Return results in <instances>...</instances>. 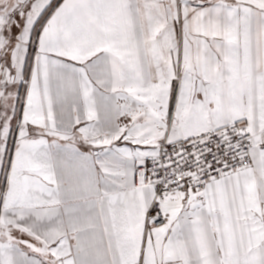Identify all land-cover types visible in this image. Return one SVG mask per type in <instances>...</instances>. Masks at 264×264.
Instances as JSON below:
<instances>
[{"label":"snow or ice","instance_id":"6c2138e0","mask_svg":"<svg viewBox=\"0 0 264 264\" xmlns=\"http://www.w3.org/2000/svg\"><path fill=\"white\" fill-rule=\"evenodd\" d=\"M0 264H264V0H0Z\"/></svg>","mask_w":264,"mask_h":264}]
</instances>
